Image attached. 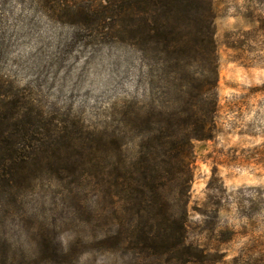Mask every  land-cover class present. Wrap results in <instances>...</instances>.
Instances as JSON below:
<instances>
[{
    "label": "rangeland",
    "instance_id": "rangeland-1",
    "mask_svg": "<svg viewBox=\"0 0 264 264\" xmlns=\"http://www.w3.org/2000/svg\"><path fill=\"white\" fill-rule=\"evenodd\" d=\"M210 1L219 110L215 137L194 145L188 242L208 264H264V0ZM60 2L0 0V106L20 96L42 117L49 157L0 188V264H168L167 249L132 244V199L105 182L108 163L92 167L93 140L120 135L127 103L145 115L151 56L125 33L121 0Z\"/></svg>",
    "mask_w": 264,
    "mask_h": 264
},
{
    "label": "trees",
    "instance_id": "trees-1",
    "mask_svg": "<svg viewBox=\"0 0 264 264\" xmlns=\"http://www.w3.org/2000/svg\"><path fill=\"white\" fill-rule=\"evenodd\" d=\"M46 1L62 6L60 0ZM121 1L125 33L138 36L141 51L153 62L150 102L145 115L138 116L128 103L119 113L120 135L138 137L130 162L123 157L118 131L113 130L108 137L93 140L92 167L103 175L95 163H108L105 182L119 197L126 194L132 199L128 217L140 219V225L133 227L132 244L156 252L167 249L174 255L168 264H208L210 254L188 242V221L194 145L212 140L217 131L219 66L213 5L210 0ZM26 105L17 96L0 106L4 193L49 158L39 150L47 141L38 132L42 117L36 118ZM9 124L8 133L3 127ZM53 132L49 125L46 137L52 139Z\"/></svg>",
    "mask_w": 264,
    "mask_h": 264
}]
</instances>
